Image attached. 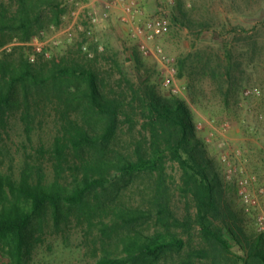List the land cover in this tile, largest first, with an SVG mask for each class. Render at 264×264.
<instances>
[{
  "label": "rangeland",
  "instance_id": "1",
  "mask_svg": "<svg viewBox=\"0 0 264 264\" xmlns=\"http://www.w3.org/2000/svg\"><path fill=\"white\" fill-rule=\"evenodd\" d=\"M43 1L0 0V105L7 104L0 111V174L27 176L46 188L75 187L82 175L78 159L95 149L72 145L58 175L56 138L71 124L104 137L110 122L109 115L86 110L88 72L120 112L106 155L136 159L141 148L150 154L159 141L164 160L160 170L93 191L81 208L64 205L58 219L48 205L25 230L23 264H97L107 254L120 255L129 226L101 210L119 204L153 212L132 230L171 231L186 240L182 254L168 253L156 264L189 258L194 264H264L252 251L257 246L264 253V0H47L41 20L23 28ZM133 1L143 9L142 20L169 4L172 24L157 43L172 59L174 77L132 40L122 6ZM150 94L189 108L201 144L192 152H206L201 170L246 234L242 243L227 235L229 251L202 239L198 171L171 125L154 131ZM242 180L250 201L240 194ZM12 240L0 237V264L16 263Z\"/></svg>",
  "mask_w": 264,
  "mask_h": 264
},
{
  "label": "trees",
  "instance_id": "2",
  "mask_svg": "<svg viewBox=\"0 0 264 264\" xmlns=\"http://www.w3.org/2000/svg\"><path fill=\"white\" fill-rule=\"evenodd\" d=\"M25 1L23 0V2ZM47 3L50 2L43 1L41 10L34 20L27 21L28 17L24 18L23 28L26 29L30 21L38 22L41 20L44 13L43 8L48 5ZM0 28L2 27L0 26ZM4 73L8 75L9 72L5 71ZM85 75L91 98V103L86 106L87 112L107 114L110 116V122L106 136H104L105 139L98 134L92 135L79 128L75 129L72 124L70 129L56 138L55 158L58 161V175L62 173L60 169L63 168V163L67 161V151L72 145L77 149L82 146L95 149V154L77 158L76 167L82 172V175L80 178L77 176L75 187L67 190V188L56 183L52 187L46 188L31 181L27 176L17 180L12 175L0 174V237L13 236L11 249L16 255L15 264H23L26 228L33 217L44 211L48 205L54 208V214L58 219L64 205L81 208L86 204L87 198L93 191L106 188L117 178L142 171L160 170L164 160V155L160 153L162 146L159 141L154 143L150 149V154L143 152L141 148L136 159L121 154L112 159L106 155L103 150L109 147L112 137L106 138L115 131L120 112L114 100L105 98L94 74L88 72ZM147 104L154 131L159 132V126L171 125L175 130L173 134L179 136L178 143L198 171L194 190L198 196L197 222L200 226L202 239L208 241L213 247H220L226 251L230 250L227 235L236 242L242 243L246 234L239 222L238 215L228 205L224 209L221 197H218L217 192H215V185L209 178V174L201 170L206 152L203 150L200 155L192 152L195 147L201 144L195 133L193 118L187 105L178 100H164L153 94L149 95ZM6 105L1 104L0 111ZM170 137L173 138L172 133ZM171 143L172 140L170 139L167 144ZM178 157L183 164L188 163L183 155ZM101 210L102 214L107 215V217L111 216V222L115 224L124 222L129 227L128 232L121 238L123 245V248L119 250L121 254H107L99 258L97 264H156L162 256L168 253L182 254L185 251L186 240L171 231H158L153 235H145L132 230V225L153 213L151 210L134 209L124 204L109 205L106 208H101ZM252 251L253 257L264 258V253L258 250L257 246H253ZM174 264H194V262L189 258L178 260Z\"/></svg>",
  "mask_w": 264,
  "mask_h": 264
},
{
  "label": "built area",
  "instance_id": "3",
  "mask_svg": "<svg viewBox=\"0 0 264 264\" xmlns=\"http://www.w3.org/2000/svg\"><path fill=\"white\" fill-rule=\"evenodd\" d=\"M122 10V20L130 26V36L137 43L138 48L144 54L154 56L162 64V69L166 71L167 75L174 77L176 69L172 59L166 54L164 48L157 43L159 38L168 33L172 24L169 4H162L151 18L145 20H142L143 9L134 1L124 4ZM245 183L247 181L242 180L240 182V194L245 200L250 201L251 198ZM260 222L262 224L261 229L264 230V216L260 217Z\"/></svg>",
  "mask_w": 264,
  "mask_h": 264
}]
</instances>
